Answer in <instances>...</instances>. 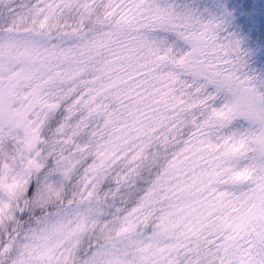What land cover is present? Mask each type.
<instances>
[{"label":"snow or ice","instance_id":"1","mask_svg":"<svg viewBox=\"0 0 264 264\" xmlns=\"http://www.w3.org/2000/svg\"><path fill=\"white\" fill-rule=\"evenodd\" d=\"M0 264H264V0H0Z\"/></svg>","mask_w":264,"mask_h":264}]
</instances>
